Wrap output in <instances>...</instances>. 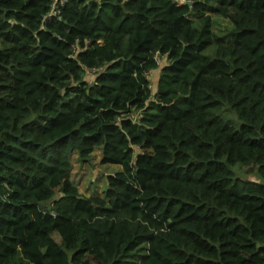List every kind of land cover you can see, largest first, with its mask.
I'll use <instances>...</instances> for the list:
<instances>
[{"label":"trees","instance_id":"trees-1","mask_svg":"<svg viewBox=\"0 0 264 264\" xmlns=\"http://www.w3.org/2000/svg\"><path fill=\"white\" fill-rule=\"evenodd\" d=\"M0 264H264V0H0Z\"/></svg>","mask_w":264,"mask_h":264},{"label":"rangeland","instance_id":"rangeland-1","mask_svg":"<svg viewBox=\"0 0 264 264\" xmlns=\"http://www.w3.org/2000/svg\"><path fill=\"white\" fill-rule=\"evenodd\" d=\"M232 26L231 22L228 19H224L222 17H215V30L218 33L225 32L227 28ZM164 61V59H162ZM159 75V71H153L150 74L151 82H154V86L157 82ZM101 150L96 149L93 153V156L89 162L81 164V162L77 158V154L74 153L71 157V161L73 162L71 169V177L77 183L79 190L88 195L92 193L98 192V194H102L106 185V175L109 172L116 171L117 166L113 164H102L100 161ZM117 168V169H116ZM237 173L244 180H259V175L257 170L253 166L243 165L235 167Z\"/></svg>","mask_w":264,"mask_h":264},{"label":"built area","instance_id":"built-area-1","mask_svg":"<svg viewBox=\"0 0 264 264\" xmlns=\"http://www.w3.org/2000/svg\"><path fill=\"white\" fill-rule=\"evenodd\" d=\"M180 1V3H182L184 0H179ZM92 70H95V69H92Z\"/></svg>","mask_w":264,"mask_h":264},{"label":"crops","instance_id":"crops-1","mask_svg":"<svg viewBox=\"0 0 264 264\" xmlns=\"http://www.w3.org/2000/svg\"><path fill=\"white\" fill-rule=\"evenodd\" d=\"M113 165H115V164H113ZM115 166H117V168H119V166H118V165H115ZM117 168H116V169H117ZM119 169H120V168H119ZM117 170H118V169H117Z\"/></svg>","mask_w":264,"mask_h":264},{"label":"clouds","instance_id":"clouds-1","mask_svg":"<svg viewBox=\"0 0 264 264\" xmlns=\"http://www.w3.org/2000/svg\"><path fill=\"white\" fill-rule=\"evenodd\" d=\"M151 71H153V70H151Z\"/></svg>","mask_w":264,"mask_h":264}]
</instances>
